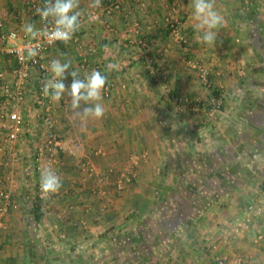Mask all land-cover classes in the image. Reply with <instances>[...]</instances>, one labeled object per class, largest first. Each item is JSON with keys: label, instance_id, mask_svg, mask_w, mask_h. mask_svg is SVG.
<instances>
[{"label": "crops", "instance_id": "0c3cea01", "mask_svg": "<svg viewBox=\"0 0 264 264\" xmlns=\"http://www.w3.org/2000/svg\"><path fill=\"white\" fill-rule=\"evenodd\" d=\"M111 1L93 8L94 0H79L77 41L46 53L50 62L71 61L81 79L97 70L107 82L101 119L82 123L66 95L51 99L62 187L43 200L35 194L32 156L45 130L30 69L19 106L27 133L14 153H0V192L10 196L1 214L0 264H264V239H256L264 230V48L252 43L250 0H215L224 18L215 46L199 41L190 0H118L120 9L109 11ZM251 1L264 38V0ZM26 2L0 0L4 31H23L29 22L38 28L41 19ZM169 17L179 18L183 43L170 39ZM139 36L146 48L137 45ZM4 47L0 41V84H10L16 62ZM5 133L0 129V143ZM125 173L132 181L118 191ZM184 189L191 197L183 204L200 211L179 221L177 243L157 228L161 243L153 254L134 258L126 240H139L145 220L161 223L163 207H177ZM34 201L42 213L37 222L27 212Z\"/></svg>", "mask_w": 264, "mask_h": 264}, {"label": "built area", "instance_id": "2783aa9c", "mask_svg": "<svg viewBox=\"0 0 264 264\" xmlns=\"http://www.w3.org/2000/svg\"><path fill=\"white\" fill-rule=\"evenodd\" d=\"M28 10L36 14L37 7H43L45 2L42 0H27ZM120 9V2L113 0L109 4L108 10ZM40 18V17H39ZM41 19V18H40ZM170 27V39L175 42L183 43L185 38L180 31L179 18H167ZM3 20L0 18V41L5 45L4 51L11 54L15 58L16 65L14 67V81L10 84L3 83L1 85L0 101V129L6 131L2 142L0 143V153H14V146L17 140L27 133L26 120L21 113L19 106L26 98V92L30 77V69H35L37 72V83L32 92L33 104L41 109L42 118L45 130V138L36 146L32 156V169L37 173L35 183V194L38 199H50L55 194L42 198L40 192V174L45 167L51 166L58 173V165L61 154L63 153L62 139L56 129L55 118L52 116V100L50 96H45L43 92V85L45 81L51 78L49 71L50 61L46 58L47 51L58 44L59 40H53L51 37L45 38L40 35L29 36L24 31L20 30H3ZM44 22L37 29L44 27ZM47 26L51 28L50 20ZM106 27L111 29L110 24L106 23ZM137 27V24H136ZM77 37L73 35V41H77ZM70 40V41H71ZM12 45H7V43ZM138 46L142 48L147 47V40L144 36H139L136 39ZM0 49V53H1ZM29 51H34L35 55L29 56ZM187 63L192 67H199L198 64L192 60L187 59ZM220 102V100H219ZM133 175L125 173L120 175L116 181V189L121 191L125 186L132 181ZM8 179V178H7ZM264 187V177L261 182ZM10 205V196L5 192H0V229H1V214H3ZM249 212H254L256 209L251 205L248 206ZM257 240L264 239V230L257 235ZM221 263V262H220Z\"/></svg>", "mask_w": 264, "mask_h": 264}, {"label": "clouds", "instance_id": "9594fccd", "mask_svg": "<svg viewBox=\"0 0 264 264\" xmlns=\"http://www.w3.org/2000/svg\"><path fill=\"white\" fill-rule=\"evenodd\" d=\"M101 0H94L90 5L98 8ZM192 9L193 28L201 43L215 46L217 41V30L223 26L224 18L215 9V0H190ZM79 0H45L43 7L36 8V14L44 22L45 26L36 29L34 23L23 24L22 30L25 33L51 37L67 44L73 35L79 30L81 12ZM51 19V28L47 22ZM35 55L29 51V56ZM72 69V70H70ZM51 78L43 85L45 96L59 102L65 95L69 98L71 114L82 123L88 119H101L105 115V108L102 103V92L107 82L106 77L97 70L85 74L80 78V73L72 67L71 61L61 62L53 59L49 65ZM71 77L70 85L65 80ZM62 187V181L55 169L51 166L45 167L40 174V192L42 198L57 193Z\"/></svg>", "mask_w": 264, "mask_h": 264}, {"label": "trees", "instance_id": "16d2710c", "mask_svg": "<svg viewBox=\"0 0 264 264\" xmlns=\"http://www.w3.org/2000/svg\"><path fill=\"white\" fill-rule=\"evenodd\" d=\"M246 7H247L246 13L248 14L247 19H249V21H251V23L254 24L255 26V28H253V31L255 30V32L253 33L252 43L255 47L261 50V48L262 49L264 48V38L261 35V32H258L256 28V24L258 23L256 4L250 0L248 1ZM168 28L170 33V27L168 26ZM213 93H215V97L217 98L220 97L218 96V93L215 90ZM206 186H207L206 184L203 185V187L205 188ZM179 195L180 196L177 198L178 201H176L177 207H174L173 209H170L169 205L163 207L162 215L160 218L161 223H154L151 225L145 220L141 223V225H139V229H138V235L140 237L139 240H135L134 237H131L129 240H126L128 241V251L132 253V256L134 258L141 259L143 257L146 256L148 257L153 254V250L156 249V247H158L159 243H161L159 242V240L156 239L155 234L152 233L153 230H156L157 228H160L159 234H161L162 236H166L167 239H172L173 244H176L178 241V237L173 233L179 227L178 225L179 221H182V224H184L183 220H185L187 217L188 219L192 218L194 215H197L196 213L200 211V209L195 208V206L192 209L193 211H190V209L187 208L190 205L183 204L185 202V198L191 197V193H189V191L187 192L184 189L181 193H179ZM27 212L28 214L32 215L34 222L39 221L42 214L40 211V207L37 205V201L32 202V206L29 209H27ZM164 218H166V220ZM132 243H136L137 246L136 245L133 246Z\"/></svg>", "mask_w": 264, "mask_h": 264}, {"label": "rangeland", "instance_id": "374dc122", "mask_svg": "<svg viewBox=\"0 0 264 264\" xmlns=\"http://www.w3.org/2000/svg\"><path fill=\"white\" fill-rule=\"evenodd\" d=\"M182 47H187V46H182ZM186 62H187V60H186ZM188 64V63H187ZM189 66H190V64H189ZM192 67V66H191ZM192 68H194V69H199V67H192Z\"/></svg>", "mask_w": 264, "mask_h": 264}]
</instances>
